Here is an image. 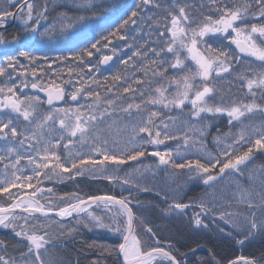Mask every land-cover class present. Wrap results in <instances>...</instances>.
I'll return each mask as SVG.
<instances>
[{
  "label": "snow or ice",
  "instance_id": "1",
  "mask_svg": "<svg viewBox=\"0 0 264 264\" xmlns=\"http://www.w3.org/2000/svg\"><path fill=\"white\" fill-rule=\"evenodd\" d=\"M72 7L97 11L77 0ZM84 19L59 12L52 0H0V45L51 39ZM14 24L19 31L9 35ZM3 55L0 197L8 203L0 204V229L16 239H0V264H65L57 241L74 240L80 225L119 238L90 245L99 251L90 264H188L204 246L197 241L182 251L178 240L162 242L129 197L57 195L44 186L77 177L154 192L167 202L164 214L185 220L197 236L241 248L264 237V165L251 170L264 154V0H139L71 56L50 59L18 47ZM221 119L228 130L217 126L209 143V129ZM172 140L175 149L161 147ZM147 157L178 191L202 183L203 195L186 201L142 185L137 177L156 175L151 166H135ZM229 178L234 183L225 188ZM208 253L200 264H264V254Z\"/></svg>",
  "mask_w": 264,
  "mask_h": 264
},
{
  "label": "trees",
  "instance_id": "2",
  "mask_svg": "<svg viewBox=\"0 0 264 264\" xmlns=\"http://www.w3.org/2000/svg\"><path fill=\"white\" fill-rule=\"evenodd\" d=\"M77 2L91 4L92 8L97 9L96 13L93 14L91 11L72 7L73 0H52V3L57 6L59 12H68V14L72 16L83 15L86 19L78 23L74 29L67 31L63 35L57 33L53 35L51 39L44 40H41L37 36L23 41L22 45L5 46L7 49L0 53V61L5 58L3 55L5 52H8L10 55H15V48L17 47L21 51H28L37 56H47L50 59L56 56H71L78 52L80 48L95 42V40L100 38L102 33H106L109 28H114L120 18L123 17L126 12L134 8L139 0H77ZM101 4L110 6L101 9ZM18 31L19 25H13L9 30V35L15 34ZM116 59L118 58H114L113 63H116ZM25 63L27 62L25 61ZM114 71L115 69L111 71L106 70L103 72V76H110ZM220 87L227 89L229 83L224 81ZM217 126L222 133L228 130V126L224 122V119H221L218 125L214 122L209 129V143L211 142V137L216 135ZM178 143V141L172 140L161 147L175 149ZM260 165H264V154L257 153L251 170L258 169ZM135 166H151L152 170L156 172L154 178L151 172L146 173L144 177H137L142 185L146 184L149 188L154 187L157 190L166 191L170 196L182 195L186 201L189 198L203 195L205 186L202 183L189 182L183 187V191H178L177 185L164 173L162 166L159 169L157 168L155 158L153 157H147L143 160V165L136 162ZM124 168L128 171L132 170L129 165H125ZM118 174L123 176L124 172L121 171ZM240 179L243 180L244 178ZM112 183L114 185L104 179L77 177L74 181H65L62 184H58V187H54L52 182L44 184H47L48 187H54V191L57 192L58 195L76 192L85 198L91 195L105 194L114 195L117 198L121 196L129 197L131 200L130 207L133 209V212L147 221V224L153 228L162 242L178 240L179 243L177 246L181 248L182 251H187L189 246L196 247L197 241L204 245L197 249V256H189L188 264H200V260L209 255L208 248H213L217 256L224 259L236 258L240 255L259 258L264 254V237H256L251 243L241 248L230 241L220 240L215 236H209L207 238L204 236H197L188 229L185 220L164 214L163 210L167 208V202L161 197L156 196L154 192H137L136 189H129L128 186H121L117 182ZM180 183L183 185V180H181ZM233 183V178H229L224 187L227 188ZM13 191L16 190L14 189ZM129 191L132 192V196H129ZM137 201L140 203L138 204ZM138 229L144 231V225H141ZM144 234V239H147L145 231ZM74 235V240L65 238L64 240L57 241V254L65 260V264H68V262L75 264L77 259H79L80 264H90V260L97 259L99 255L98 247L92 248L89 247L90 245L95 243L97 246H112L117 242L96 237L95 234L89 232L87 229H81ZM0 239L13 242L16 238L7 230L5 232H0ZM149 243H151V241H149ZM162 246H164L163 243ZM111 260L112 257H108V261L110 262Z\"/></svg>",
  "mask_w": 264,
  "mask_h": 264
},
{
  "label": "rangeland",
  "instance_id": "3",
  "mask_svg": "<svg viewBox=\"0 0 264 264\" xmlns=\"http://www.w3.org/2000/svg\"><path fill=\"white\" fill-rule=\"evenodd\" d=\"M14 25H15V24H14ZM1 46L5 47L4 45H1ZM247 59H248V58H247ZM25 91H30V90H25ZM26 154H27V153H26ZM29 174H31L30 171H29ZM0 178H1V177H0ZM44 183H50V181H45ZM111 184H113V183H111ZM113 185H114V184H113ZM44 186L48 187L47 184H46V185L44 184ZM53 186H54V187H58V184H55V185H53ZM55 193L58 195L57 192H55ZM3 199H4L3 197H0V204H6V203H8L7 201H5V200H3ZM97 211H99V210H97ZM78 227H79V230H81V229H86V228L83 227V225H80V226H78ZM5 231H7V230L0 229V232H5ZM52 231L55 233V232H59L60 229H59L58 227H56V226H53ZM137 231L140 233V235H141L142 238H145V234H144V231H143V230L137 229ZM91 233L95 234L96 237L106 238V239H108V240H112V241H114V242L117 241V240L119 239L118 237H114V236H111V235H109V234H107V233H103V232H100V231H92ZM121 242H122V241H121Z\"/></svg>",
  "mask_w": 264,
  "mask_h": 264
},
{
  "label": "flooded vegetation",
  "instance_id": "4",
  "mask_svg": "<svg viewBox=\"0 0 264 264\" xmlns=\"http://www.w3.org/2000/svg\"><path fill=\"white\" fill-rule=\"evenodd\" d=\"M5 49H7V48L0 45V53L3 52ZM0 143H2V142H0ZM3 171H4L3 167L0 166V173H2ZM0 177L2 178V176H0Z\"/></svg>",
  "mask_w": 264,
  "mask_h": 264
},
{
  "label": "water",
  "instance_id": "5",
  "mask_svg": "<svg viewBox=\"0 0 264 264\" xmlns=\"http://www.w3.org/2000/svg\"><path fill=\"white\" fill-rule=\"evenodd\" d=\"M38 95H40L42 98H44L43 93H38ZM69 103L72 104V102H69ZM72 105H75V104H72Z\"/></svg>",
  "mask_w": 264,
  "mask_h": 264
}]
</instances>
